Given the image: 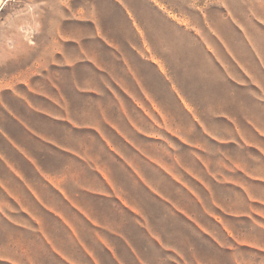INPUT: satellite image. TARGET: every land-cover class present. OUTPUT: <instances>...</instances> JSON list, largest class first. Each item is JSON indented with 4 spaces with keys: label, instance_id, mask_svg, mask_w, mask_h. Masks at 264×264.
Instances as JSON below:
<instances>
[{
    "label": "crops",
    "instance_id": "0c3cea01",
    "mask_svg": "<svg viewBox=\"0 0 264 264\" xmlns=\"http://www.w3.org/2000/svg\"><path fill=\"white\" fill-rule=\"evenodd\" d=\"M121 10L7 42L0 264H264V0Z\"/></svg>",
    "mask_w": 264,
    "mask_h": 264
},
{
    "label": "rangeland",
    "instance_id": "374dc122",
    "mask_svg": "<svg viewBox=\"0 0 264 264\" xmlns=\"http://www.w3.org/2000/svg\"><path fill=\"white\" fill-rule=\"evenodd\" d=\"M140 0H0V59L11 55L6 45L14 41L22 58L28 62L26 45L37 43L36 56L40 57L53 43L74 34L91 35L85 27L93 20L107 26L125 23L121 8L128 2ZM178 4L182 10L191 0H161ZM122 36L123 31H112ZM5 43V46H4ZM23 55H25L23 57Z\"/></svg>",
    "mask_w": 264,
    "mask_h": 264
}]
</instances>
